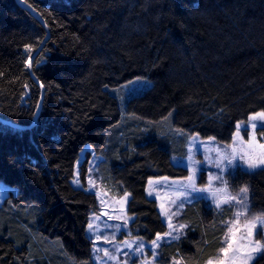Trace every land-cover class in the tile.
<instances>
[{"label": "trees", "instance_id": "16d2710c", "mask_svg": "<svg viewBox=\"0 0 264 264\" xmlns=\"http://www.w3.org/2000/svg\"><path fill=\"white\" fill-rule=\"evenodd\" d=\"M24 1L51 34L33 67L45 91L39 110L29 62L46 29L18 0H0V116L28 126L38 114L32 127L0 120V182L15 190L0 207V264H94L98 198L73 183L83 148L103 153L117 192L131 193L132 232L147 241L164 233L146 186L184 175L171 160L183 154L176 130L227 142L264 111V0ZM135 78L152 86L125 109L117 91ZM237 181L263 210L264 170ZM205 208L187 207V235L162 244L164 263L179 250L192 252L189 264L215 253L223 230Z\"/></svg>", "mask_w": 264, "mask_h": 264}, {"label": "rangeland", "instance_id": "374dc122", "mask_svg": "<svg viewBox=\"0 0 264 264\" xmlns=\"http://www.w3.org/2000/svg\"><path fill=\"white\" fill-rule=\"evenodd\" d=\"M152 86L151 80L147 78H135L130 82L124 84L122 88L117 91L119 99L122 105L127 107L128 101L136 96L146 92ZM264 111H258L261 113ZM256 113L251 114L249 117L255 116ZM255 122L257 124L256 129L264 121H249V118L241 124H247V132L241 129L239 136L236 135L237 129L230 141L219 142L213 137H202L197 133H188L181 130H176V135L184 139V148L182 155H175L171 157L172 162L185 170L184 175L181 176H154L150 177L147 181L146 195L149 198L154 199L157 202L158 210L162 219L167 225V230L158 234L162 237L158 241V246H154L152 241H147L137 235L131 230V223L135 219V215L129 212L128 206L131 199L130 192H122L115 188L117 180H114V174L110 170V166L107 165V159L103 153L97 152L91 145H87L80 153V157L77 160L75 167V175L73 183L80 188L85 189L88 192L94 193L98 198V209L91 213L90 222L94 225V230H89L88 233L93 240L94 251V264H189L188 256L193 257L192 252L184 253L183 250H179L176 254L168 260H162L161 246L164 243H170L173 241L182 240L187 235V228L190 225V221H184L182 219L185 210L188 206L195 204L206 205V212L216 215L220 220V226L222 227V233L219 236V244L215 250V253L210 255L202 263L196 260L195 264H207L211 259L213 264H218L221 254L219 249L224 246L222 238L227 229L221 224V221L231 220L233 218L232 213L237 210V207H231L229 205H222L220 209H217L212 201L210 194L192 192L191 189L185 190L183 185L187 183L186 178L192 174L193 170L196 171L195 187L205 188L209 185V177L221 176L224 181H227L228 190L231 195H236L239 189L242 187L248 188L247 199L250 203L249 219L253 215H260L264 213V209H255L251 201V191L247 184H242L238 180V174L243 172H254L259 169H248L247 165L242 160H237L234 165L229 166L227 159L223 161V173H221L216 163L222 156L231 158L232 147H239L241 138L243 141H248L251 138L253 129L251 124ZM255 131V137L257 141L256 153H259V144H264L259 139ZM235 138V144H234ZM219 149V153L217 152ZM239 154V153H238ZM86 162V169L83 174V164ZM107 178L108 181L105 179ZM111 179V180H109ZM78 181V183H77ZM149 181H153L149 184ZM213 190L223 188L224 185L220 180L213 179L211 182ZM14 188L0 182V207L5 205L9 200L10 195L14 192ZM187 191L190 193L187 199L181 196V192ZM151 192V195L149 193ZM127 193V196L125 195ZM224 195L223 193L218 194ZM201 196H208L209 198H197ZM177 197H180L177 199ZM184 200L183 206L179 207L180 201ZM175 201V203H173ZM198 207V205H197ZM198 209H200L198 207ZM241 211L243 209H240ZM94 217L99 219L94 220ZM244 220L241 219V224ZM172 224V228H169V224ZM186 225L181 229L180 225ZM111 226V227H106ZM116 225H121L119 230L116 229ZM171 232L172 236H165V233ZM157 235V236H158ZM179 236V239L173 237ZM254 239L261 240L264 244V237L260 235V229L256 230ZM131 245L129 247L128 245ZM141 248L140 252H136L135 249ZM108 255H105V253ZM253 258L248 260V264H252L258 258H264V252L252 253ZM111 257V258H110ZM245 259H248L245 256Z\"/></svg>", "mask_w": 264, "mask_h": 264}, {"label": "snow or ice", "instance_id": "6c2138e0", "mask_svg": "<svg viewBox=\"0 0 264 264\" xmlns=\"http://www.w3.org/2000/svg\"><path fill=\"white\" fill-rule=\"evenodd\" d=\"M30 47V46H27ZM29 67L31 65L29 64ZM171 115V114H170ZM264 121V112L256 113L255 116L249 117V121ZM253 129V133L251 138L248 141H243L241 138L239 147L233 146L231 152V158L227 156H222L216 163L217 169L223 173V161L227 159V164L229 166L234 165L237 160H242L247 165L248 169L255 170V169H262L264 170V144H259L258 147L261 150L259 153H256L255 149L257 147V141L255 137V129L257 124L253 122L251 124ZM261 128H264V123L260 124ZM237 133L236 135L239 136L241 129L247 132V124L238 123L236 125ZM261 136L264 137V132H261ZM214 139V138H212ZM235 144V138H234ZM219 153V149H217ZM239 153V154H238ZM195 178H196V171L193 170L192 174L189 175L186 180L187 183L183 185L185 190L191 189L192 192H199V193H209L212 201L214 202L217 209H220L222 205H229L230 210L231 207H237V210L232 213L233 218L231 220L221 221V224L227 229L224 233L222 238V243L224 244L223 247L219 249V253L221 254V258L218 261V264H248V260L252 259V253H260L264 252V244L261 243V240L254 239L256 235V230L260 229V235L264 237V213L260 215H253L251 219H249V210H250V203L247 199L248 188L242 187L239 189V192L236 195H231L228 190L227 181H224L221 176L216 177H209V185L205 188H196L195 187ZM220 180L224 185L223 188L215 189L211 187L212 180ZM78 183V181H77ZM153 181H149V184H152ZM223 193L224 195H219ZM127 196V193L125 194ZM151 195V192L149 193ZM181 196L184 197V200L187 199L188 193L187 191L181 192ZM180 197H177L179 199ZM197 198L207 199L208 196H201ZM184 200L180 201L179 207L183 206ZM175 203V201H173ZM240 209H243L242 211ZM243 218L244 222L241 224V219ZM94 220L99 219V217H94ZM106 227H111L107 226ZM117 230L121 228V225L115 226ZM172 224H169V228H172ZM186 225H180V228H185ZM89 230H94V225L89 223L88 225ZM165 236H172L171 232L165 233ZM159 235L157 239L152 241L154 246H158V241L161 239ZM174 239H179V236L173 237ZM131 247V245H128ZM96 248V245H93ZM136 252H140L141 248L135 249ZM105 255H108L106 252ZM245 256L248 259H245ZM111 258V257H110ZM179 264V262H177ZM207 264H213V261L210 259Z\"/></svg>", "mask_w": 264, "mask_h": 264}, {"label": "water", "instance_id": "95a60500", "mask_svg": "<svg viewBox=\"0 0 264 264\" xmlns=\"http://www.w3.org/2000/svg\"><path fill=\"white\" fill-rule=\"evenodd\" d=\"M24 7H26L28 10H30L35 16L38 17V19L42 22V24L44 25L45 29H46V32H47V35L45 37V39L42 41V43L38 46V48L36 49V51L33 53L31 59H30V62L29 64L31 65V67H29L31 73L33 74V76L38 80V78L36 77V75L34 74V70H33V67H34V62H35V59L36 57L40 54V52L42 51V49L44 48V45L46 43V41L48 40V38L50 37V34H51V31H50V28L49 26L47 25L46 21L44 20V18L41 16V14L33 7L31 6L29 3H27L26 1L24 0H18ZM39 84L41 85L42 87V94H41V97H40V101H39V110L41 109L42 107V103H43V99H44V87L42 85V83L38 80ZM0 120L4 123H7V124H11V125H14V126H17V127H32L34 126L36 123H37V120H38V114L35 116L34 118V122L28 126H20V125H17L3 117L0 116Z\"/></svg>", "mask_w": 264, "mask_h": 264}, {"label": "bare ground", "instance_id": "6f19581e", "mask_svg": "<svg viewBox=\"0 0 264 264\" xmlns=\"http://www.w3.org/2000/svg\"><path fill=\"white\" fill-rule=\"evenodd\" d=\"M32 57V56H31Z\"/></svg>", "mask_w": 264, "mask_h": 264}]
</instances>
